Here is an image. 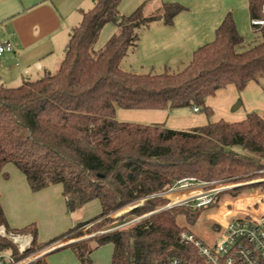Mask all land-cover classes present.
<instances>
[{"label": "trees", "instance_id": "1", "mask_svg": "<svg viewBox=\"0 0 264 264\" xmlns=\"http://www.w3.org/2000/svg\"><path fill=\"white\" fill-rule=\"evenodd\" d=\"M122 1L95 0L91 9L83 11L81 22L70 32L56 72L15 87L0 83V176H8L5 167L12 163L26 176L33 192L61 184L69 213L95 199L102 205L99 215L39 243L35 223L22 229L9 227L0 193V226L33 235L26 254L61 239L82 237L87 225L91 224L87 233L92 234L165 206L169 200L160 193L183 178H243L264 168V117L258 112H250L236 122L220 119L189 129L125 121L117 116L119 109L199 107L211 118L214 111L206 100L218 90L234 84L243 91L250 81L263 84L264 25L252 21L264 19V0H249L257 40L254 45L242 49L245 38L229 11L214 39L198 47L185 67L160 73L127 70L122 63L138 46L144 27L159 20L172 25L187 6L164 2L153 14L146 15L141 4L126 15L120 11ZM109 23L117 26V32L96 49L101 31ZM142 199V204L112 217ZM176 208L54 251L70 247L83 264L92 263L93 251L105 244L113 245L111 264L187 259L194 248L180 240L185 228L176 221ZM199 215L188 213L186 217L196 222ZM7 248L18 251L0 235V250ZM30 264L48 263L41 257Z\"/></svg>", "mask_w": 264, "mask_h": 264}, {"label": "crops", "instance_id": "2", "mask_svg": "<svg viewBox=\"0 0 264 264\" xmlns=\"http://www.w3.org/2000/svg\"><path fill=\"white\" fill-rule=\"evenodd\" d=\"M164 2H180L187 10L178 14L172 25L159 20L144 27L138 46L122 63L124 68L149 72L162 68L163 72L185 67L198 47L214 39L217 27L229 11L233 12L240 33L247 23L250 26L249 0L241 10L236 8V3L218 5L214 0H155L148 3L149 9H158ZM94 4L95 0H0V41L13 45V51L0 56V83L15 87L25 80L56 72L64 58L72 28L81 22L83 11ZM107 26H112L107 41L117 32V26L109 23L102 29L99 39ZM206 103L214 111L211 118L191 107L169 111L119 109L117 116L125 121L164 123L175 129L194 128L220 119L236 122L253 111L264 117V83L250 81L243 91L229 84L209 96ZM5 171L8 176H0V193L11 229L35 223L38 242L46 243L76 225L77 221L66 220V198L61 184L33 192L19 169L5 167ZM50 253L52 251L47 254ZM46 255L43 258L50 264Z\"/></svg>", "mask_w": 264, "mask_h": 264}, {"label": "rangeland", "instance_id": "3", "mask_svg": "<svg viewBox=\"0 0 264 264\" xmlns=\"http://www.w3.org/2000/svg\"><path fill=\"white\" fill-rule=\"evenodd\" d=\"M155 0H149L144 2V0H124L121 5V12L127 14H130L133 12L139 5L144 4V12L146 15L153 14L157 9H149L148 3L153 2ZM248 0H214L216 4L218 5H228L232 6L233 3H236V8L238 10H241L242 5L246 4ZM112 26H107L104 32L102 33L101 38L96 43V49L102 48L105 43L107 42V35L110 33ZM247 27V28H246ZM246 27H242V35L245 38L244 48H248L252 45H254L256 40V34L252 29L251 22L250 26H248V23L246 24ZM107 37V38H106ZM132 53V52H131ZM126 66V65H125ZM128 69L129 67H125ZM183 67H180L178 69H173L172 71H179ZM132 70V69H128ZM136 72H149L144 71L141 69H136ZM134 71V70H133ZM154 72H162L161 69H157V71ZM123 110V109H120ZM125 111H134V110H125ZM137 111V110H136ZM202 114H205L204 111H201ZM7 167H13L14 169L18 168L12 164H7ZM215 182L212 185H208L205 189H212L216 188L219 185H227L230 188L227 190H224L217 194L215 196L216 202L212 205H206L202 207L201 209H196L197 207L195 204L196 202H188L185 204L175 205L173 207L176 208V221L179 224L180 228H185V230L192 231L198 238H200L202 241H204L207 244H213L217 239L219 238L220 233L223 231V228L221 225H224L228 220H231L235 217H241L243 214L241 213H234L235 211L240 212H254L259 213L264 210V168L260 169L255 172H251L248 175H245L243 178H227V179H220L215 180ZM175 196V195H173ZM166 199L169 200V196H164ZM178 197V195L176 196ZM144 199L140 201V203L130 204L127 207L117 211L116 213L112 214V217L116 218L118 216H121L131 210L135 205L142 204ZM169 204V203H168ZM167 204V205H168ZM165 206H160L156 210L151 211L150 213H147L141 217H146L149 215H152L156 212H159L165 208ZM164 207V208H163ZM172 208V207H171ZM102 211L101 202L98 199L92 200L88 202L83 208L73 212L65 213V217L67 222L70 223L78 222L80 220H83L84 218H92L98 214H100ZM195 212H200V215L196 222L189 221L186 217V214H192ZM140 217V218H141ZM139 218V217H138ZM137 220V218L130 220L126 223H123L116 228L123 227L126 224H130ZM112 224V223H111ZM110 224V225H111ZM91 226L87 225L83 228L84 235L79 238H71L69 237V241L71 239H85L89 237H93L91 235H98L101 234L104 229L96 231L92 234L87 233V229ZM112 255H113V245L112 244H105L98 248H96L91 257H92V263L90 264H111L112 261ZM46 258L50 262V264H83L79 258L76 256L75 252L72 248H62L57 251H54L50 254L46 255Z\"/></svg>", "mask_w": 264, "mask_h": 264}, {"label": "built area", "instance_id": "4", "mask_svg": "<svg viewBox=\"0 0 264 264\" xmlns=\"http://www.w3.org/2000/svg\"><path fill=\"white\" fill-rule=\"evenodd\" d=\"M252 22L264 25V19H254ZM10 51H13V45L9 41H0V56ZM194 110L200 109L195 107ZM215 182L217 183V181H201L195 177H186L160 195H170L169 204L165 208L193 201L196 202L197 207H202L212 203L217 194L230 188L222 184L216 188L205 189ZM234 213H241L243 216L235 217L221 225L223 231L213 244L205 243L190 230H183L180 233V240L191 245L194 252L187 259L169 257L152 264H264V210L259 213L240 211ZM112 229L104 230L102 233ZM0 235L14 244L18 250L17 253L9 248L0 250V264H30L70 241H66L68 238L61 239L38 251L26 254L33 243L31 233L10 231L5 226H0Z\"/></svg>", "mask_w": 264, "mask_h": 264}, {"label": "water", "instance_id": "5", "mask_svg": "<svg viewBox=\"0 0 264 264\" xmlns=\"http://www.w3.org/2000/svg\"><path fill=\"white\" fill-rule=\"evenodd\" d=\"M138 205H139V204L135 205L134 207H136V206H138ZM77 240H80V239H71L69 242H67L66 244H64V245H62V246H60V247H64V246H66V245H68V244H70V243L76 242Z\"/></svg>", "mask_w": 264, "mask_h": 264}]
</instances>
